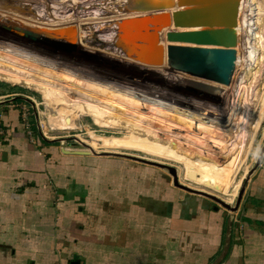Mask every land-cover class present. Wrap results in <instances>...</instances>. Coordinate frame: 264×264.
Segmentation results:
<instances>
[{"label":"crops","instance_id":"obj_1","mask_svg":"<svg viewBox=\"0 0 264 264\" xmlns=\"http://www.w3.org/2000/svg\"><path fill=\"white\" fill-rule=\"evenodd\" d=\"M13 82L58 98L68 94L43 82ZM251 89L242 95L247 104L225 105L238 114L220 130L250 127L253 102H264L262 89ZM4 98L0 93L6 131L0 142V264H264V157L256 167L264 127L256 138L245 129L218 144L207 141L208 149L241 163V171L256 161L245 199L231 211L164 187L160 173L113 158L116 153L82 155L54 142L33 144ZM45 102L49 115L60 113L51 111L56 103ZM263 110L264 103L254 127ZM197 172L201 186L238 191L241 180L221 168L202 164Z\"/></svg>","mask_w":264,"mask_h":264},{"label":"rangeland","instance_id":"obj_2","mask_svg":"<svg viewBox=\"0 0 264 264\" xmlns=\"http://www.w3.org/2000/svg\"><path fill=\"white\" fill-rule=\"evenodd\" d=\"M128 1L0 0V42L25 45L31 51L61 64L63 62L62 65L71 67L75 71L77 69L80 74L90 77L94 82L108 85L98 89L63 90L52 82L0 72V77H8L11 80L0 78V87L10 91L0 92L2 95L5 93L3 100H8V104L18 111L22 132L30 142L32 141L25 130V122L31 125L35 144L54 142L57 147L64 148L70 153L86 151L129 155L133 159L121 155L113 158L152 169L162 175L164 187L180 190L185 195L189 194L174 185L172 174L159 167L142 164L135 158L165 164L176 168L180 184L215 195L234 207L241 189L244 185L247 187L250 176L248 174L256 161L251 160L249 163H252V167L241 171V163L225 154L208 149L210 146L207 141L210 139L211 144L213 141L218 144L217 140L226 141L227 136L242 133L245 129L256 138L258 132H263L264 114L259 126H254L257 125L264 102L259 101L258 104L256 101L253 102L251 110H254L249 128L229 125L220 130L224 119L226 123L231 124L229 119L233 122L232 118L238 114V111L233 110L231 106L226 110L225 105L241 103L237 102L238 100L234 102L230 100L233 93L230 91V94H225L228 99H223L218 120L208 124L200 112L199 107L202 105L180 92L183 81L181 78L193 76L180 72L169 73L163 67L146 66L138 63L133 53L127 52L128 57H126L118 48H114V40L119 32L124 37L126 35L127 38L135 37V41L142 42L141 38L134 36L136 33L134 29L131 28L127 34L124 29L118 30V22L129 17L124 12V6ZM244 1L241 0L240 5H243ZM64 7L68 9V13ZM69 26H75L78 29V38H81L78 39L76 50L72 51L52 44L55 41L68 43L54 36L51 31ZM240 29L239 22V27L236 29L239 44L235 45L238 46V57L244 53L246 45V38L243 42L240 41L238 33ZM168 30V28L164 29L161 34L167 51ZM100 34H108V36L101 39ZM4 37H8L7 40L1 39ZM241 71L242 67H238L236 63L232 84L240 76ZM13 81H26L32 83L33 87L43 82L44 85L50 84L52 89L66 91L68 94L58 98L38 90L25 89ZM260 88L264 95V82L263 87ZM255 91L256 89L253 88L250 93ZM247 92L248 90L238 93L236 98L239 99ZM45 99L57 104L58 110L51 111L60 113L49 115ZM25 111L28 112V117L23 114ZM227 114L229 117L226 118ZM38 117L39 121L45 122L47 130L52 131L49 133V139L42 138L37 130ZM25 118L28 121H25ZM257 147L264 148V143L261 147ZM202 164L221 168L233 178L237 176V180H241L235 198L233 188L223 187L222 192L225 195L216 191L214 187L201 186L202 184L197 183L200 179L197 168ZM188 174L190 177L196 175V178H189ZM241 204L242 202L238 209Z\"/></svg>","mask_w":264,"mask_h":264},{"label":"water","instance_id":"obj_3","mask_svg":"<svg viewBox=\"0 0 264 264\" xmlns=\"http://www.w3.org/2000/svg\"><path fill=\"white\" fill-rule=\"evenodd\" d=\"M176 1L126 2L124 12L129 17L118 22V30L124 29L127 34L132 28L136 31L134 36L141 38L142 42L135 41V37L127 38V35L124 37L119 32L114 40V48H118L126 57L127 52L133 53L135 60L146 66L164 67L169 73L180 72L193 76L181 78L183 81L180 92L202 105H198L201 115L208 124H211L218 120L225 96L223 89L216 84L230 86L233 82L238 58L234 28L238 24L241 0H178L177 3L182 8L175 9ZM166 28L169 29L166 35L168 51L161 38ZM51 33L68 41V43L55 41L52 44L68 51L76 50L78 29L75 26L56 28ZM224 122L226 123V119L223 120V124ZM76 153L90 155L94 152ZM113 155L131 158L124 154ZM263 157L264 148L256 167ZM135 159L166 170L173 175L177 188L208 198L227 210L236 211L245 193L244 185L233 207L215 195L180 184L174 167L141 158ZM188 177L190 178V174ZM191 178H194V175Z\"/></svg>","mask_w":264,"mask_h":264},{"label":"bare ground","instance_id":"obj_4","mask_svg":"<svg viewBox=\"0 0 264 264\" xmlns=\"http://www.w3.org/2000/svg\"><path fill=\"white\" fill-rule=\"evenodd\" d=\"M177 2L178 0L176 1L175 9H178L179 7ZM64 9L67 11L66 13H68V9L65 7ZM239 22L241 25V29L238 32L240 35V41L243 42L246 38V45L244 46L245 51L241 55V57H238L239 61H236L238 67H242V71L239 72L240 76L237 77L235 83L231 84L230 86H219L223 89L225 94H230V91L233 92L232 97H230L231 101L234 102L238 100L237 102H243L247 104V99L244 97H240L239 99H237V94L245 92L251 88L263 87L264 82V1H244L242 8L239 11L238 24L234 28L236 44H239L236 33V29L239 27ZM242 33L243 38H241ZM106 36H108V34H100L101 39H104L103 37ZM7 38L4 37L1 39L7 40ZM237 48L238 46H235L236 50ZM62 64L54 61L53 59L47 58L46 56L44 57L43 55L29 50L25 45L15 42H0V72L3 74L52 82L54 85L59 86L63 90H70L72 88L88 90L108 86L98 82H94L90 79V77H84L85 75L83 76L82 74H80L77 69L75 71L71 69V67ZM223 99L228 98L224 96ZM197 175L199 176L198 172ZM195 178L196 175L193 179ZM234 179L236 178L234 177ZM236 194L237 191L233 193L234 198ZM234 198L232 200H234ZM232 200L230 201L232 202Z\"/></svg>","mask_w":264,"mask_h":264},{"label":"built area","instance_id":"obj_5","mask_svg":"<svg viewBox=\"0 0 264 264\" xmlns=\"http://www.w3.org/2000/svg\"><path fill=\"white\" fill-rule=\"evenodd\" d=\"M252 112H253V110H252ZM23 114L26 116V117H28V112H23ZM40 119H39V117H38V121H37V130L39 131V133H41V135L43 136H41L42 138H47V139H49L48 138V136H49V133L50 132H52V131H50L49 132V130H47V127H46V124H45V122L44 121H39ZM25 121H28V119H26L25 118ZM39 122V123H38ZM25 130L28 132V134H29V138L31 139V141H32V143H34V140H33V133H32V131H31V125L29 124V122H28V124H27V122H25ZM6 137V132H5V128H4V125H3V122L0 120V142L1 141H3L4 140V138Z\"/></svg>","mask_w":264,"mask_h":264},{"label":"flooded vegetation","instance_id":"obj_6","mask_svg":"<svg viewBox=\"0 0 264 264\" xmlns=\"http://www.w3.org/2000/svg\"><path fill=\"white\" fill-rule=\"evenodd\" d=\"M177 173V172H176Z\"/></svg>","mask_w":264,"mask_h":264}]
</instances>
